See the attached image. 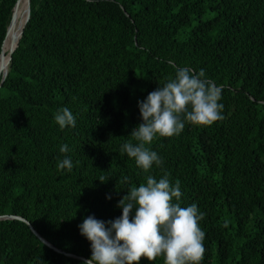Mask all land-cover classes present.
<instances>
[{"label":"trees","instance_id":"trees-1","mask_svg":"<svg viewBox=\"0 0 264 264\" xmlns=\"http://www.w3.org/2000/svg\"><path fill=\"white\" fill-rule=\"evenodd\" d=\"M15 2L0 0V53ZM29 8L0 84V216H15L0 219V264H81L92 256L84 219L120 217L127 190L164 172L179 179L181 206L205 213L201 264H264V0H29ZM172 65L204 69L222 87L224 119L158 136L150 147L164 171L145 173L120 149L143 122L138 102L175 77ZM63 107L75 127L55 121ZM66 156L70 172L57 166Z\"/></svg>","mask_w":264,"mask_h":264},{"label":"clouds","instance_id":"clouds-1","mask_svg":"<svg viewBox=\"0 0 264 264\" xmlns=\"http://www.w3.org/2000/svg\"><path fill=\"white\" fill-rule=\"evenodd\" d=\"M172 67L176 68L175 77H169L162 87L138 102L143 122L131 132L132 140L120 149V155L134 158L145 173L154 165L164 171L163 158L150 147L158 136L179 135L185 122L211 126L224 119V105L219 103L222 87L207 79L204 69L197 73L188 67ZM54 118L61 129L76 126V118L67 107L58 110ZM60 152H69L68 145H62ZM57 166L70 172L73 162L66 156ZM169 177L167 172L159 179L147 175L146 183L131 186L117 205L122 215L114 220L87 216L78 227L91 242L92 256L81 264H140L142 258L154 261L158 256L164 257V264H201L205 233L199 221L205 213L195 203L182 207L180 181L173 184ZM128 179L124 176L119 182ZM99 180L105 182L104 177ZM133 210L135 215L131 217Z\"/></svg>","mask_w":264,"mask_h":264},{"label":"bare ground","instance_id":"bare-ground-1","mask_svg":"<svg viewBox=\"0 0 264 264\" xmlns=\"http://www.w3.org/2000/svg\"><path fill=\"white\" fill-rule=\"evenodd\" d=\"M17 7L18 11L15 14ZM27 7L28 0H17V4L15 5V8L13 10V19L9 25L7 37L2 52L0 53V74L2 72V74L4 75L5 72H7L9 55L11 53L10 51L15 47L19 39L21 29L26 19ZM6 51H9V55H6ZM3 69H5V71Z\"/></svg>","mask_w":264,"mask_h":264},{"label":"water","instance_id":"water-1","mask_svg":"<svg viewBox=\"0 0 264 264\" xmlns=\"http://www.w3.org/2000/svg\"><path fill=\"white\" fill-rule=\"evenodd\" d=\"M16 4H17V0H16V2H15L14 6H13L11 19H10V22H9L7 28H6L5 33L7 32L8 27H9V25H10L12 19H13V10H14ZM29 13H30V8H29V0H28L27 15H26V19H25V21H24V24L26 23V21H27L28 18H29ZM24 24H23V26H24ZM22 29H23V27H22ZM22 29H21V32H20V36H21V33H22ZM4 35H5V34H4ZM20 36H19V38H20ZM2 39H3V38H2ZM18 40H19V39H18ZM1 43H2V42H1ZM17 43H18V41H17ZM17 43H16L15 47L11 50V53H12V52L14 51V49L16 48ZM0 48H1V46H0ZM11 53H10V55H9V61H8V63H9L10 60H11ZM5 75H6V72H5V74L0 78V84H1V82L3 81ZM14 217H15V216L4 215V216H0V219L14 218ZM17 218H18V219H21V220L24 221L23 218H19V217H17ZM27 224L30 225L29 222H27ZM31 229H32V231L36 234V236H38V238H39L43 243H45L46 245H48V246L54 248L56 251H60L59 249L53 247V246H52L47 240H45L43 237H41V236H40V235H39V234H38V233H37L32 227H31ZM69 255H70V254H69ZM71 256H73V255H71ZM80 258L85 259V258H83V257H80ZM85 260H86V259H85Z\"/></svg>","mask_w":264,"mask_h":264},{"label":"rangeland","instance_id":"rangeland-1","mask_svg":"<svg viewBox=\"0 0 264 264\" xmlns=\"http://www.w3.org/2000/svg\"><path fill=\"white\" fill-rule=\"evenodd\" d=\"M10 46V45H9ZM11 52V51H10ZM6 55H9V51H6Z\"/></svg>","mask_w":264,"mask_h":264}]
</instances>
